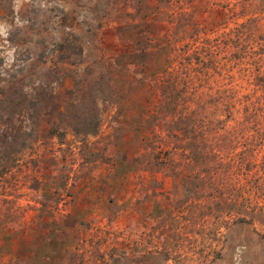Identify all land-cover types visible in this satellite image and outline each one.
Instances as JSON below:
<instances>
[{"label":"rangeland","instance_id":"rangeland-1","mask_svg":"<svg viewBox=\"0 0 264 264\" xmlns=\"http://www.w3.org/2000/svg\"><path fill=\"white\" fill-rule=\"evenodd\" d=\"M0 264H264V0H0Z\"/></svg>","mask_w":264,"mask_h":264}]
</instances>
